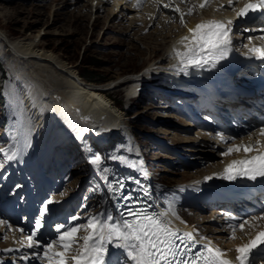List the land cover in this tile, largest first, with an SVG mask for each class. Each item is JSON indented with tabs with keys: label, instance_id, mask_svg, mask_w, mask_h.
<instances>
[{
	"label": "rangeland",
	"instance_id": "rangeland-1",
	"mask_svg": "<svg viewBox=\"0 0 264 264\" xmlns=\"http://www.w3.org/2000/svg\"><path fill=\"white\" fill-rule=\"evenodd\" d=\"M144 2L145 1L141 0L142 4ZM184 2V6L188 8H180V10L185 14V17H190L196 11L195 6L191 4L192 0H184ZM129 3H131V0H122V3H116L117 5L114 0H0V30L6 33L10 39L34 37L36 41H39L45 49L52 52L56 57L64 59L70 64L76 63L78 65L77 68H79L78 75L84 81L87 80L81 76L82 74H92L102 78L103 80L100 82L88 81L98 85L108 83L113 79L117 80L120 78L119 80H121V76L132 74V77L137 79L138 92L135 93L131 99L127 100L126 97H124L125 93L123 92V88L121 89L120 87L109 90V97L115 99L118 106L127 111V118L125 122L122 123H124L128 130L135 135L139 144L143 145V148L146 150L145 154L148 155L150 159L155 175L161 180L165 187L171 188L173 192L177 191L179 194L184 195L183 190L186 189V186L191 189L195 186H199L200 188L205 186V181H202L205 176L200 177V172L208 171L210 169L209 164L214 163L216 160L221 161V156H224L222 153L225 149L213 140L199 138L198 142L196 141L197 139L176 141L174 140V135L166 132L159 133V131H157L159 128L165 126L164 121L166 120H169L171 125H174L179 133L186 132V134L191 135L194 130L193 126L190 124H185V126L181 124L184 119H187L185 115L176 113L175 111L177 110H175L173 106L168 108L165 107L163 103L166 102L172 105L171 100H167L160 92L151 94L152 90H149L144 84L146 81L147 83L156 81V79H152V77L158 73H163L166 71L165 69H167V66L159 64L160 62L157 63V61L160 56L161 59H163L162 57H164V48L166 44L170 38L174 37L178 30L181 29V27L173 28L171 21L175 22L174 25L181 26L183 24L180 20V12L174 10L171 17L165 13L164 10L161 11L163 7H161L162 4L156 3L157 8H155L150 21H147L145 18L139 16V14L143 16V5L141 6L140 3L139 6H135L134 1L132 4ZM134 6L135 8H132ZM207 6L208 8L210 7L209 5ZM171 7L175 9L177 6L172 3ZM190 7L193 8V11L191 14H188V9ZM219 8L220 6L215 10L217 11ZM201 9H203V7H200L198 11ZM222 9L228 10L227 7H222ZM162 14H166L168 18H171L163 21L161 18ZM168 31H170V36L163 37ZM237 40L240 43V38H237ZM237 40H235L234 36V41L237 42ZM238 42L237 45L239 46L240 44ZM10 64H14V59L11 56H0V118L4 114L6 120V109L8 104L5 101V107L3 106L2 102L4 101V95H8L9 88L13 86L18 93V97L22 98L24 89L23 83L24 81L28 82V75L22 77L21 75H24V72L19 70L21 73L19 72L20 75L16 77V73L14 74L10 70ZM4 74L5 76H3ZM29 80L30 82L32 81L30 78ZM191 91H193V89ZM149 92L151 93L149 94ZM160 95H162V98ZM169 95V97L177 96L176 94ZM11 100H13V95ZM151 105L155 106L151 108ZM158 105L161 107L158 108ZM26 109L22 117V119H24L21 121V125H19V127H22V129L20 128L19 130V134L21 136L31 134L32 139L34 138V141H37L39 139L37 132L38 128H36V132H34V123L39 127L37 118L30 114L28 115ZM164 113H174L177 114V117H163L162 115ZM30 116H32L34 123ZM18 120L20 121L19 117L16 121L13 119L12 123L15 121V125L18 126ZM24 129H26L27 132H25ZM71 130H74V128L72 127ZM60 132H62V130H60ZM65 132L69 134L67 133L68 131ZM73 132L75 133V131ZM194 132L196 133V131ZM1 135L3 134L1 133ZM210 138H213V135ZM200 140H202V142ZM0 141V149H2L5 145V141ZM196 142L198 144L197 150L195 151L191 148ZM40 144L42 145V143ZM103 150L104 149H102V152L105 153V150ZM4 152L5 151L0 152L2 157H4ZM217 155H220V157ZM9 156L8 153L5 160L0 159V176L5 172V168L3 167L8 165L7 158H9ZM56 156L57 158H63L61 154ZM169 156L173 158L168 159L167 157ZM57 158H55L54 163L59 160ZM77 169H79V165L73 166L71 170H68V173L71 172L73 178L71 177L65 182L64 188L59 189V192L56 193L58 199H61V197H59L61 194L62 198L65 194L71 195L79 187L81 188L76 190V192L79 193L80 201L84 198V200H86L90 192H95L94 190L97 188V186L95 187V182L93 180L89 181L86 173L79 174L84 172L85 168H83L81 172ZM8 174L9 170L3 175L0 182L2 186V188H0V197L3 193ZM70 180L73 183L69 184ZM187 194H189L190 197L192 196V192L189 190ZM167 195L169 194L163 191V197ZM158 196L165 203L166 199L162 198L159 194ZM184 198H187V196ZM188 199L190 198H187V200ZM103 200L104 198L101 197L96 198L91 203V209L96 210ZM199 202L203 205L208 203L207 200L203 199H200ZM106 205H108L107 210L112 209L111 212L117 214L116 210L109 202L100 208L99 213L104 210ZM186 205H190V203L186 202ZM208 208L209 206L207 205L205 209L202 208L193 211L194 213L199 212L204 214L207 212L206 209ZM236 210L241 212V205L237 206ZM1 212H3V210H1ZM229 212L230 211H226L225 214H220L218 218L222 219L225 224H227V227L226 214ZM262 213H264V210H261L257 215H261ZM82 218L85 219L86 214L82 215ZM3 219L8 220V216L3 214L0 220L4 221ZM209 222L211 223L210 220ZM258 223L260 224V222ZM10 224L18 227L16 222H6V226ZM4 232L0 235V250L3 249V246H5V249L12 248L10 247L12 246L11 241L9 240L8 242L9 232L7 230H4ZM201 235L203 236V232H201ZM7 242L8 246H6ZM9 244L11 245L9 246ZM22 252H26L23 247ZM2 255L4 256V254H1V256ZM24 255L25 254L16 252L11 256H6L5 259L17 256V258L21 260ZM259 260L260 259L257 258V263Z\"/></svg>",
	"mask_w": 264,
	"mask_h": 264
},
{
	"label": "bare ground",
	"instance_id": "bare-ground-1",
	"mask_svg": "<svg viewBox=\"0 0 264 264\" xmlns=\"http://www.w3.org/2000/svg\"><path fill=\"white\" fill-rule=\"evenodd\" d=\"M114 1L115 4L122 3V0H114ZM133 1L135 2L134 5H136L137 0H131V3L129 4H132ZM143 1H145L143 4L141 3V6L143 5L142 6L143 16L141 14H139V16L145 18L147 21H150L151 17L153 16L154 10L155 8H157L156 3L162 4L161 7L164 4L174 3L176 6L179 7V9L188 8L184 6L185 5L184 3L186 2V1L184 2V0H183L184 3L182 2V0H143ZM217 1L209 0V2L206 4L205 7H203V9L198 11V9H200V4L203 2V0H192L191 4L195 6V10H196L195 13L190 17L184 16V23L181 22L183 24L181 26L174 25L175 22L171 21V25L173 26V28L181 27V29L179 28L180 30H178L177 34H175L174 37L170 38V40L168 41V43L164 48V57H162L163 59H161L160 56L157 63L160 62L159 64L162 65L164 64V66H167L166 69L167 71H174L178 69L179 74L182 75L185 79L188 78L191 79L193 77H196L197 75H204V72H206L204 66L201 68V70L199 69V70H193L191 72L188 71L185 72V71H181L182 67L178 63L175 64L174 61H171V59L172 57H175L174 49H179V47L182 45V43H180L181 38L185 36H191V33H189L188 29L194 28L197 23L201 21H207L209 19H215L217 17H220L225 22L228 20H232L233 24L235 23L236 12L234 11V9L243 7V1L235 0L234 4L231 6L228 5V0H217ZM217 4L222 5L223 7H227L228 10L218 9L216 12L213 13L212 10ZM207 5H209L210 7L208 8ZM132 8H135V6ZM162 10H164L165 13H167L169 16L172 17V12L174 11L173 7L171 6L168 8L162 7L161 11ZM180 12L182 11L180 10ZM161 18L163 21L169 19L166 14H162ZM259 25H260L259 21H256V24H252V25L241 24L237 22L234 26H232V29H234L235 27H240L241 32L243 33L242 37H240V35H235V39L240 38L239 40L240 43L238 42V40L237 42L240 45H242L241 41L243 40L245 41V45L251 44L253 42H256L257 44L264 42V39L260 38L262 37L261 34H259L257 31L259 29L258 28ZM244 29H248V31H243ZM166 36L167 37L170 36V31H168L167 34L163 37ZM249 36L252 37L251 43L248 40ZM237 42L232 41L231 43L232 47H237L238 46ZM231 45L229 46V48H231ZM247 51H249V49ZM6 55H9L14 59V64L13 65L10 64V70L12 73L14 74L16 73V77L17 75H20L19 70L24 72V75H21L22 77L28 75L27 76L28 82L24 81L23 79L24 81L23 83L24 89L22 92L23 97L22 98L18 97L16 91L12 92L13 100L18 99V104L16 103L13 109L17 117L20 118V121L18 120L19 130L20 128L22 129V127H19V125H21V121H23L24 119V118L22 119L24 115V114L22 115L23 104H25V106L27 107L28 113L33 117L37 118V123L39 125L37 130L39 136L38 139L39 147H40L39 155L42 154L43 156V154L46 152V149H53L55 147V142L57 140H63V139L81 140L82 144L84 145L82 147H85L87 145L86 149L89 155L86 156V158L88 160L93 161V159L101 157L102 159L106 160V162L113 161L115 162L114 165L107 164V169H109V171L112 172H117L114 171L115 168L114 166H120L125 168L122 172L116 173L118 176V181H122V177L129 179L131 177L130 175L135 173V172H131L132 170L130 168V165L129 164L127 165L128 159L125 160L124 154H126L127 140L129 141L131 140V138H134L137 144L138 141L135 138V135L131 131H129L130 136H128V132L122 126V122H125V119L127 118V111L123 108L121 109L118 106L117 101L109 97V90H113L115 88L117 89L121 87V89L123 88V92L125 93L124 97H126L127 100L131 99L132 96L138 92L137 79L135 77H132V74H127L123 77L121 76L122 78L121 80H119L120 78H118L117 80L113 79L110 82L102 85L84 81L78 75L79 68H77L78 65L76 63L70 64L69 62H66L64 59L56 57L55 55H53L52 52H49L47 49H45V47L42 46L39 41H36L34 37L10 39L6 33L0 30V56L4 57ZM172 64L176 66L170 70ZM29 78L32 80L31 82ZM148 86L149 84L145 85V87ZM186 89H189L190 91L187 96H182L181 94L178 93H173L177 95L175 97H169L170 96L169 94H162V93L160 94H162L164 97L167 98V100H171L172 102V105H169V103L166 102L163 103L166 108L173 106L175 110H177L175 111L176 113L185 115L187 117L188 120L184 119V121L181 124H183L184 126L185 124L192 125L194 129L193 134L189 135L186 134V132L179 133L178 130L175 129V126L171 125L169 120L164 121L165 126L157 130L159 131V133L166 132L168 134H172L174 135V140L176 141H188V140L197 139L196 141L198 142L199 138L213 140L216 141L217 144H219V146H221L225 150L232 145H239L241 143L254 144L257 139L261 140L262 144H264V136L259 135V130L260 128L264 127V124L258 125L252 129L249 128L248 126H243L238 129L232 130L230 134H222L226 138V141L221 142L219 136L217 135L218 133L216 135L212 134V132L215 131L216 129L214 128V126H207L204 123L202 124L197 123L195 119L187 113L182 101H185L190 108H194V112H196V115L202 114L206 109V106L203 104V98H204L202 96L203 93L202 92L199 93L200 91H198V89L193 84L189 85L188 88ZM192 89L193 91H191ZM150 93L151 92H149V94ZM153 93L154 92L152 91L151 94ZM162 95H160L161 98ZM174 102H178V104L174 106ZM154 106L155 105H151V108H153ZM160 107L158 105V108ZM162 116L177 117V114L164 113ZM85 117H87V119H84ZM204 120L207 121V119ZM252 123H253L252 120H250L247 122L246 125H250ZM54 124L56 126L52 127V125ZM200 125L203 126L205 130H202V128L201 129L197 128L200 127ZM72 127L74 128V130H71ZM114 128L120 130L118 134H112ZM26 129H24L25 132H27ZM60 130H62V132H60ZM69 130H71V132L75 131V133L74 132L73 133L80 137L75 138L73 137V135L66 134L65 131H69ZM179 130H183V129H179ZM194 131H196V133ZM17 134L19 140L16 149V154L18 157H24L28 154V149H29L28 146L31 145L30 142L32 143V140H30L29 134L21 136L18 133V131ZM212 135L213 138H210ZM200 141L202 142V140ZM197 142L193 144V147L191 148L192 150L195 151L197 150V144H198ZM40 143H42V145ZM94 144H95L94 146L95 148L93 147ZM98 146H100L101 149ZM102 149L105 150V153L102 152ZM253 154L254 152L247 153V155H253ZM61 155L67 158L66 153H62ZM245 155L246 154L243 151H240V152H233L230 155L221 156L222 157L221 161L216 160L214 163L209 164L210 169L206 172H200L199 176L210 177V179H205L204 177L202 181H205V184L211 179L218 180L220 179V177L223 176L222 173L227 164H229L233 159H239L244 157ZM217 156L220 157V155ZM113 157L116 158L114 159ZM167 158L172 159L173 157L169 156ZM19 161L20 163L25 162L23 160H19ZM13 162L14 160H11L10 164H12ZM80 165L82 166L80 167V172H81V170H83V168L85 167L82 164ZM33 166H36V163H34ZM22 172L24 171L21 170V174ZM138 179L139 178H137V180ZM71 183L73 182L70 180L69 184ZM185 188L187 189V191L186 189L183 190L184 193L183 196H187L188 190L192 192V196L187 197L190 198L188 200L187 198L179 200L178 204L181 205V208L175 210L176 215L173 216L181 222L188 223V225H190L188 229L192 230L193 233L197 235L200 242L206 243L207 241H211L213 245H216L220 247L222 250H224L228 258L234 260L236 256V252H235L236 246L243 243H247L251 237H254L256 235L257 231L264 229V221H258L260 222V224L256 222L258 225L257 228H251L247 225L243 230L237 228L236 238L230 239L229 236L231 230L229 229V227L226 228L227 224H225V222L222 219L220 220L218 219L220 214H224L226 212V209L230 210L233 207H235L237 204L240 205L243 204V207L245 208L244 215L238 211L237 213H239V215L245 216L246 217L245 219L251 220L252 216H259V214L257 215V213L254 212H256L257 210H264V208L258 205V204H262L259 201V199L264 200V186L261 187L262 194H259L257 198L251 197L248 193L232 194L230 196L232 198V202H228L226 198L219 201H211V199H208L207 195L205 194L204 191L205 186L201 188L199 186H195L193 189L187 188L186 186ZM56 196H57L56 194L53 195L55 199H58V197ZM59 197H61V199L66 198V196L62 198V195H60ZM200 199L207 200L208 203L203 205L201 202H199ZM118 202H120V200L117 199H115L114 201L111 200L112 207L116 210L117 214L119 211H121V208L117 205ZM186 202H189L190 205H186ZM207 205L209 206V208L206 209L207 212H205L204 214L199 212L194 213V211L197 209H202V208L205 209ZM221 205L223 206L218 208ZM107 208L108 205H106L104 210H107ZM159 208L161 209V211L163 210L162 206H159ZM11 212L13 211L11 210ZM14 213L17 214V212ZM85 214H86L85 211H82L81 215H85ZM231 215L233 216V214ZM209 220L211 221L212 224L209 222ZM233 223L235 222L233 221ZM10 226L11 227L6 226V223L0 224V235L2 232H4V230L5 231L7 230L9 232L8 242L10 240L12 244V246H10L11 244H9V246L12 248L5 249V246H3L2 250H7L10 256L12 254H15L16 252H19L20 254H25L28 255L29 257H32L31 254L34 251V249H29L27 247V242L25 238L22 236L18 227L12 224H10ZM201 232H203V236L201 235ZM204 237H206L207 240L202 239ZM8 242L6 246H8ZM19 247L21 248L20 251H18ZM22 247L23 249H28V251L23 253ZM15 258L16 260H19L17 256ZM43 263L45 264V262ZM257 264H262L261 260H259Z\"/></svg>",
	"mask_w": 264,
	"mask_h": 264
},
{
	"label": "snow or ice",
	"instance_id": "snow-or-ice-1",
	"mask_svg": "<svg viewBox=\"0 0 264 264\" xmlns=\"http://www.w3.org/2000/svg\"><path fill=\"white\" fill-rule=\"evenodd\" d=\"M208 2L209 0H203L200 7H205ZM234 2L235 0H228V5L231 6ZM140 3L141 0H137L135 6H139ZM170 6L171 4L163 5L165 8ZM174 10L180 12L178 6ZM192 11L193 8L190 7L188 14ZM234 11L237 18L246 17L250 13H264V0H246L243 7L234 9ZM184 15L180 12L182 23ZM232 25V20L226 22L207 20L197 23L194 28H189L191 36L182 37L180 40V43L185 45V50L174 49L180 64L183 65L181 71L186 72L189 66L211 65L215 67L216 62L224 59L232 43ZM243 31H248V29ZM248 40L251 43L252 37L249 36ZM245 55L264 60V47L252 45ZM217 135L221 142L226 141L222 134ZM259 135L264 136V127L260 128ZM240 151L246 155L233 159L225 166L222 175L228 180H235L237 177H246L253 181L258 177L264 178V144L261 140L257 139L254 144L232 145L222 154L230 155ZM252 152L255 154L247 155ZM103 171L107 173L109 169L105 168ZM104 179H107V176ZM205 179H210V177H205ZM124 187L123 181H117L115 186L109 185L114 193H121ZM120 198L125 201L132 199L130 193L120 195ZM54 202L53 200L46 201L43 213H47L49 205ZM169 211L172 215H176L171 203L168 211L163 212H150L147 207L128 206L115 216L111 210H103L86 217V223L77 224L72 222L80 218L72 216L68 223L57 225L56 233L50 240L38 236L42 225L41 220L37 219L35 221L36 230L26 237L27 247L34 249L31 254L33 258L43 260L45 264H257L258 256L264 264V229L257 231L247 243L237 245L236 256L233 260L211 241L200 244L191 232L181 233L178 228H174L171 220L168 219ZM226 218L231 230L229 238L235 239L237 228L243 230L246 225L257 228L256 222L264 221V213L252 216L251 220L234 217L230 213L226 214ZM233 221H238V223H233ZM5 223L0 220V224ZM8 227L11 226L8 225ZM82 231L86 234L80 235ZM202 239L207 240L206 237ZM198 244L199 248H197ZM22 259L28 260L30 257L25 255Z\"/></svg>",
	"mask_w": 264,
	"mask_h": 264
},
{
	"label": "trees",
	"instance_id": "trees-1",
	"mask_svg": "<svg viewBox=\"0 0 264 264\" xmlns=\"http://www.w3.org/2000/svg\"><path fill=\"white\" fill-rule=\"evenodd\" d=\"M84 79H86L87 81H102L103 79L102 78H99V77H96L95 75H92V74H82L81 75Z\"/></svg>",
	"mask_w": 264,
	"mask_h": 264
}]
</instances>
